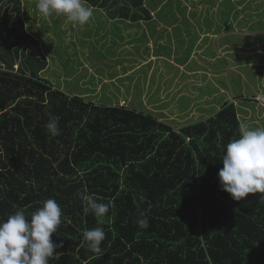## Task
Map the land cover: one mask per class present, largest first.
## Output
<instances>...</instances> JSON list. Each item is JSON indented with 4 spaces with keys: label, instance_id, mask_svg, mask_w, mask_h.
<instances>
[{
    "label": "trees",
    "instance_id": "obj_1",
    "mask_svg": "<svg viewBox=\"0 0 264 264\" xmlns=\"http://www.w3.org/2000/svg\"><path fill=\"white\" fill-rule=\"evenodd\" d=\"M151 2L87 0L136 23L152 19ZM22 7V0H0V220L18 210L30 218L55 199L62 216L52 240L63 247L49 264H264V207L248 217L221 196V143L201 139L195 148L184 131L145 109L57 88L42 76L39 37L22 32L29 14ZM14 16L21 28L9 24ZM15 31L17 40L8 39ZM224 99L214 93L213 104ZM53 117L57 136L46 128ZM81 194L109 205L102 222ZM141 218L147 229L138 227ZM98 226L105 239L93 253L83 233Z\"/></svg>",
    "mask_w": 264,
    "mask_h": 264
},
{
    "label": "rangeland",
    "instance_id": "obj_2",
    "mask_svg": "<svg viewBox=\"0 0 264 264\" xmlns=\"http://www.w3.org/2000/svg\"><path fill=\"white\" fill-rule=\"evenodd\" d=\"M151 1L152 19L140 25L93 8L89 22L80 26L64 15L45 17L38 1L22 0L29 13L22 32L39 37L47 62L42 76L57 88L98 104L145 109L184 131L195 148L204 139L216 140L225 152L241 125L264 128V0ZM17 19L9 22L13 28H21L14 25ZM17 34L8 39L16 41ZM173 59L185 70L169 63ZM212 93L228 97L217 106L206 103L203 98ZM228 103L235 113L226 109ZM220 194L248 217L264 207L261 193L241 201Z\"/></svg>",
    "mask_w": 264,
    "mask_h": 264
},
{
    "label": "clouds",
    "instance_id": "obj_3",
    "mask_svg": "<svg viewBox=\"0 0 264 264\" xmlns=\"http://www.w3.org/2000/svg\"><path fill=\"white\" fill-rule=\"evenodd\" d=\"M36 7L45 17L64 15L68 21L80 26L93 16V8L88 6L87 0H38ZM46 128L51 135H60L57 118H51ZM221 163L219 185L233 200L241 201L255 193L264 194V128L249 129L241 125L239 138L230 140L225 146ZM81 199L87 205L86 210L102 222L109 205L97 202L87 194H81ZM260 200L264 202V195ZM61 216V206L49 198L30 218L18 210L6 220H0V264H49L56 249L63 247L62 241L55 243L52 240L61 224ZM136 223L141 229L149 227L147 218L138 219ZM104 239L105 232L99 226L83 233V240L93 253L102 252Z\"/></svg>",
    "mask_w": 264,
    "mask_h": 264
},
{
    "label": "crops",
    "instance_id": "obj_4",
    "mask_svg": "<svg viewBox=\"0 0 264 264\" xmlns=\"http://www.w3.org/2000/svg\"><path fill=\"white\" fill-rule=\"evenodd\" d=\"M112 20H117V21H119V19H112ZM128 21H130V20H128ZM131 22V21H130ZM141 22H143V21H141ZM141 22H137V23H139V25H140V23ZM157 55H161V54H157ZM164 59V58H163ZM165 62V61H164ZM169 63H173V64H175L176 66H178V68H180L181 70H185V68L184 69H182L181 68V66H185V64L184 65H180L179 64V62H177L176 60H174L173 59V61H169ZM132 70V68L131 69H127V71H131ZM135 72V71H134ZM187 73H188V75H191V74H193L192 72H190V71H187ZM194 82V81H193ZM192 85H195L194 83L192 84ZM215 94H218V93H215ZM226 96H225V99L228 97V94H225ZM209 97H205V98H203V97H201V98H203V100L207 103V102H209V103H213V100H212V98H214V93H212V94H209L208 95ZM244 101V100H243ZM238 103H240V102H237L236 104H238ZM220 104H221V102H220ZM216 106L218 105V104H215ZM213 107V106H212Z\"/></svg>",
    "mask_w": 264,
    "mask_h": 264
},
{
    "label": "built area",
    "instance_id": "obj_5",
    "mask_svg": "<svg viewBox=\"0 0 264 264\" xmlns=\"http://www.w3.org/2000/svg\"><path fill=\"white\" fill-rule=\"evenodd\" d=\"M262 96H264V94H263ZM258 99H259V98H258ZM263 100H264V97H263Z\"/></svg>",
    "mask_w": 264,
    "mask_h": 264
}]
</instances>
